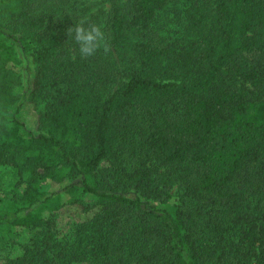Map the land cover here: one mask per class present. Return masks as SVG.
Instances as JSON below:
<instances>
[{"label": "trees", "instance_id": "trees-1", "mask_svg": "<svg viewBox=\"0 0 264 264\" xmlns=\"http://www.w3.org/2000/svg\"><path fill=\"white\" fill-rule=\"evenodd\" d=\"M41 1L0 0V153L29 178L0 200V228L35 231L7 264H264V63L242 62L264 0H216L178 50L155 29L173 0H107L87 20ZM78 25L103 33L90 55ZM67 204L85 217L62 228Z\"/></svg>", "mask_w": 264, "mask_h": 264}, {"label": "rangeland", "instance_id": "rangeland-1", "mask_svg": "<svg viewBox=\"0 0 264 264\" xmlns=\"http://www.w3.org/2000/svg\"><path fill=\"white\" fill-rule=\"evenodd\" d=\"M53 2L54 0H48ZM79 5L75 6L73 11L64 12L67 16L70 14H79L81 20H87L91 13L96 12L99 8L104 10L108 9L107 0H75ZM128 0H121V3H128ZM39 2H42L39 0ZM216 0H173L171 5L159 13L155 22V29L158 30L160 35L165 38L164 44H176V48L186 47L188 42H194L197 39L205 36L208 24L212 18V10ZM45 3V2H44ZM38 5V12L42 13L44 6ZM187 4V5H185ZM62 14V15H64ZM171 28V29H169ZM175 50V47H171L170 51ZM124 50H121V55H116V61L123 58ZM245 69L250 70L258 67L260 63H264V28L260 32V42L257 51L254 55L246 56L242 60ZM122 62H119L121 64ZM169 67L165 65L164 69ZM20 70V69H18ZM26 83L23 81L21 87H16L15 91L17 95L22 98L25 96ZM20 118L24 121L27 128L35 130L37 116L29 105L23 104ZM10 156L8 154L0 153V200H8L16 194L22 193L27 187L29 180L26 173V169H22L20 165L23 164V160L18 163L9 161ZM11 160V159H10ZM40 171H36L39 173ZM34 175V174H33ZM165 184L166 190L172 194L176 190V186L170 189V183L166 180L162 181ZM41 189L44 191H57L60 190V185L54 182H43L39 179ZM162 184V185H163ZM164 187V185H163ZM177 194V193H176ZM175 195V194H174ZM62 199L67 201L69 199L65 194L62 195ZM40 214L43 217L48 215L46 210H41ZM83 207L80 205L67 204L59 212V224L62 228L68 225L70 221L84 218ZM34 230L23 231L16 234H11L6 228H0V264H7V262L20 255L21 249L27 243L34 234Z\"/></svg>", "mask_w": 264, "mask_h": 264}, {"label": "clouds", "instance_id": "clouds-1", "mask_svg": "<svg viewBox=\"0 0 264 264\" xmlns=\"http://www.w3.org/2000/svg\"><path fill=\"white\" fill-rule=\"evenodd\" d=\"M103 33L97 25H92L90 28L77 26L75 29V39L79 42L80 52L90 55L102 42Z\"/></svg>", "mask_w": 264, "mask_h": 264}]
</instances>
